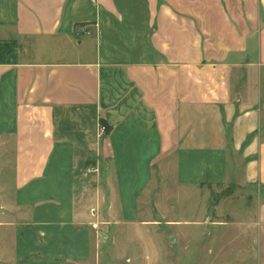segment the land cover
<instances>
[{"label": "crops", "instance_id": "crops-1", "mask_svg": "<svg viewBox=\"0 0 264 264\" xmlns=\"http://www.w3.org/2000/svg\"><path fill=\"white\" fill-rule=\"evenodd\" d=\"M167 174L234 184L264 264V0H0V264H91Z\"/></svg>", "mask_w": 264, "mask_h": 264}, {"label": "rangeland", "instance_id": "rangeland-1", "mask_svg": "<svg viewBox=\"0 0 264 264\" xmlns=\"http://www.w3.org/2000/svg\"><path fill=\"white\" fill-rule=\"evenodd\" d=\"M167 175L166 182L154 180L151 187H160L161 208L142 211L143 222L109 220L111 213L96 210L100 223L88 225L93 237L91 264H256L247 252L251 242L239 225L245 199L227 198L235 185L203 184L197 192L178 189Z\"/></svg>", "mask_w": 264, "mask_h": 264}, {"label": "trees", "instance_id": "trees-1", "mask_svg": "<svg viewBox=\"0 0 264 264\" xmlns=\"http://www.w3.org/2000/svg\"><path fill=\"white\" fill-rule=\"evenodd\" d=\"M100 124H101V126H103L104 127V131L106 130V128H107V125L105 124V122L104 121H101L100 122Z\"/></svg>", "mask_w": 264, "mask_h": 264}, {"label": "built area", "instance_id": "built-area-1", "mask_svg": "<svg viewBox=\"0 0 264 264\" xmlns=\"http://www.w3.org/2000/svg\"><path fill=\"white\" fill-rule=\"evenodd\" d=\"M100 128H101V130H104V127L103 126H101Z\"/></svg>", "mask_w": 264, "mask_h": 264}]
</instances>
